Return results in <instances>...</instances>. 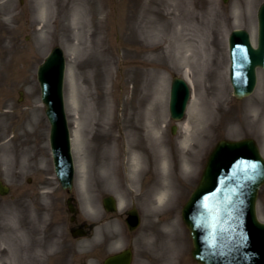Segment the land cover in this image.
Instances as JSON below:
<instances>
[{"label": "rangeland", "instance_id": "1", "mask_svg": "<svg viewBox=\"0 0 264 264\" xmlns=\"http://www.w3.org/2000/svg\"><path fill=\"white\" fill-rule=\"evenodd\" d=\"M263 2L0 0V179L10 188L0 196V264L17 256L20 261L15 264L37 263L36 254L44 264H101L127 248L131 264H164L153 252L148 255L152 261L144 258V247H150L141 235L149 221L165 219L171 204L149 217L136 194L125 199L121 189H114L118 178L109 185L99 182L106 171L92 161L83 184L78 183L79 161L72 142L77 127L82 149H93L96 163L106 146L114 148L112 156L119 152L123 188L130 187L126 162L133 150L145 156L138 190L165 177L177 183L173 212L186 251L175 264H197L191 259L192 242L180 213L209 154L220 140L262 139L264 71H257V85L249 97H233L227 39L232 30L244 29L255 41L257 10ZM56 46L66 60L64 107L75 170L70 195L54 173L49 123L36 78L38 66ZM174 77L184 78L191 92L178 122L168 110ZM192 98L197 109L186 141L181 122L190 118ZM209 113L212 120H206ZM152 117L159 124L156 131L149 123ZM164 157L165 177L159 171ZM190 167V173L181 172ZM108 196L116 202L112 213L102 203ZM69 197L75 201L73 210L67 205ZM257 205L264 221V188ZM132 208L140 219L134 231L125 223ZM85 225L84 236L72 234Z\"/></svg>", "mask_w": 264, "mask_h": 264}, {"label": "water", "instance_id": "2", "mask_svg": "<svg viewBox=\"0 0 264 264\" xmlns=\"http://www.w3.org/2000/svg\"><path fill=\"white\" fill-rule=\"evenodd\" d=\"M226 1V0H225ZM230 83L233 94L249 96L256 85V69H264V4L258 11V39L252 47L245 31L235 30L229 38ZM64 53L53 48L37 71L41 101L50 125L49 143L54 170L63 189L71 191L74 166L70 132L64 109ZM190 98L186 82L172 81L170 117L180 121ZM175 129L173 128V131ZM264 185V160L252 140L221 141L210 154L200 182L182 210V220L193 243L192 258L199 264H264V224L256 217L259 188ZM8 189L0 182V194ZM108 212L116 209L111 197L104 199ZM126 220L133 231L139 225L135 209ZM131 252L124 250L103 264H130Z\"/></svg>", "mask_w": 264, "mask_h": 264}, {"label": "bare ground", "instance_id": "3", "mask_svg": "<svg viewBox=\"0 0 264 264\" xmlns=\"http://www.w3.org/2000/svg\"><path fill=\"white\" fill-rule=\"evenodd\" d=\"M82 13V10L79 9ZM102 64L105 66L106 62L102 61ZM185 77L187 78V74L185 73ZM38 81V80H37ZM147 94L145 95V97ZM144 97V98H145ZM149 99V97H148ZM197 101L195 98L191 99L189 108L191 111L190 118L184 120L181 122V127L186 131V141L189 140L190 136L187 134L189 130V125L191 118L193 117L196 109H197ZM150 114V112H149ZM104 116V115H103ZM150 116V115H149ZM210 120L213 118V114L209 113L206 116ZM204 120V123L205 121ZM151 123V128L153 130H158V122L154 117L149 121ZM264 127V123H262ZM262 136H264V131H262ZM72 142L74 144V152L77 155V162H78V183L83 184L85 179V171L87 168V163L91 164V161L94 163V165H97L98 168H104L105 176L103 178H99V182H108V185L111 183V179L118 178L119 181L114 186V189H121V193L125 199H128L132 194H136V198L138 197L139 200H142L146 207H148V216L154 217L157 214L161 213L162 209H165V207L169 204H171V208L169 207V214L165 217V219H160L158 221H149L147 223V230H144V233L141 235V238L146 239L148 241V245L150 247H144V254L146 255L144 258L147 260H153V257H148V255L151 254V252L154 253V255L159 259L162 260L164 264H175L181 257V255H184V252L186 251L183 247V242L181 239V236H179L180 232V223L178 221L177 216L174 214V206H175V199H173L175 192H178V185L177 183L168 178L165 177V169L167 168V162L165 157L162 160V164L160 165V173L165 177V181H155L151 186H143L142 189H137L136 183L137 178L141 174L143 169V163L145 161V156L143 153H140L138 151H132L130 155L128 156L126 166L128 168V176L126 178L129 179L130 187L123 188V177L121 178V170H120V159H119V152L117 155L112 156L113 153H110V151H114V148L112 146H106L104 147V150L102 151V154L100 155L98 159V163H96V154L94 153V150L91 149L90 153L87 151L84 152L82 149V141H81V134L78 131V127L74 130L72 135ZM185 142V141H184ZM103 149V148H102ZM264 149V147H263ZM165 156V154H163ZM181 172L184 174L191 172V167L187 170L181 169ZM118 192V191H117ZM123 198L124 201H126ZM122 206V203L119 205ZM258 205L256 201L255 206V212L256 217H258ZM117 237V236H116ZM144 246V245H143ZM35 256L38 259L37 263L35 261L31 262L30 264H42V257L40 255L36 254ZM18 257V256H17ZM14 258L9 264H15L14 260L20 261V259ZM150 262V261H149ZM146 264H150V263ZM20 263V262H19ZM156 263H159L156 261Z\"/></svg>", "mask_w": 264, "mask_h": 264}, {"label": "flooded vegetation", "instance_id": "4", "mask_svg": "<svg viewBox=\"0 0 264 264\" xmlns=\"http://www.w3.org/2000/svg\"><path fill=\"white\" fill-rule=\"evenodd\" d=\"M260 135L262 136L263 134L262 133H260ZM261 137H257V139H256V142L257 143H259L260 142V140H261V144H259L260 146H262V148L264 147V144H262V139L264 140V136H262V139H260ZM71 204H72V206L74 205V200H72L71 201ZM27 264V263H26ZM42 264H44V262H42ZM70 264H72V261H71V263Z\"/></svg>", "mask_w": 264, "mask_h": 264}]
</instances>
